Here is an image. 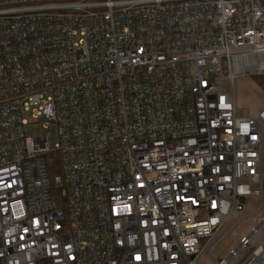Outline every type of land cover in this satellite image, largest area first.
<instances>
[{
    "label": "built area",
    "instance_id": "obj_1",
    "mask_svg": "<svg viewBox=\"0 0 264 264\" xmlns=\"http://www.w3.org/2000/svg\"><path fill=\"white\" fill-rule=\"evenodd\" d=\"M260 74L264 0H0V264L214 254L264 195V111L234 88ZM242 248L264 264V213L218 264Z\"/></svg>",
    "mask_w": 264,
    "mask_h": 264
},
{
    "label": "rangeland",
    "instance_id": "obj_2",
    "mask_svg": "<svg viewBox=\"0 0 264 264\" xmlns=\"http://www.w3.org/2000/svg\"><path fill=\"white\" fill-rule=\"evenodd\" d=\"M264 76V74H260ZM258 75V76H260ZM256 76L239 75L234 80V88L236 93V106L238 114L242 116H254L258 117L261 111H264V89L260 87L256 82ZM219 88L224 92H232V86L230 82L225 79H219ZM30 135H42L46 134L52 146H55L57 142V131L54 125H46L44 123L39 124L34 129H30ZM264 201V195L258 198H252L246 205L247 216L242 218L232 229L228 230L233 223V219H229L220 231L216 238L218 243L212 254L208 247L197 260L196 264H218V258L226 257L229 251L235 247L242 236L248 235L252 227L258 223L259 218L264 213V207L258 212H253L257 205ZM253 212V213H252ZM224 234V235H223ZM223 235V236H222ZM263 238V230H260L252 238V245L256 244ZM249 253L248 248H242L238 255L230 260L229 264H238Z\"/></svg>",
    "mask_w": 264,
    "mask_h": 264
},
{
    "label": "trees",
    "instance_id": "obj_3",
    "mask_svg": "<svg viewBox=\"0 0 264 264\" xmlns=\"http://www.w3.org/2000/svg\"><path fill=\"white\" fill-rule=\"evenodd\" d=\"M257 84L264 89V76H256ZM53 157L54 162H51L50 171L52 175H57L60 173V155L58 153H53L51 158Z\"/></svg>",
    "mask_w": 264,
    "mask_h": 264
}]
</instances>
